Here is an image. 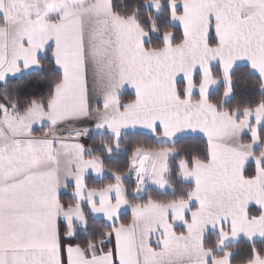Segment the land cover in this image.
<instances>
[{
  "label": "snow or ice",
  "instance_id": "snow-or-ice-1",
  "mask_svg": "<svg viewBox=\"0 0 264 264\" xmlns=\"http://www.w3.org/2000/svg\"><path fill=\"white\" fill-rule=\"evenodd\" d=\"M0 264H264V0H0Z\"/></svg>",
  "mask_w": 264,
  "mask_h": 264
}]
</instances>
